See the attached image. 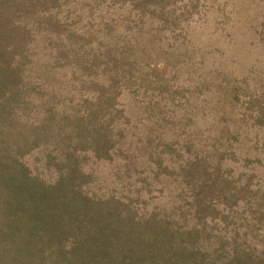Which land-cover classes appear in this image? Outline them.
Here are the masks:
<instances>
[{"label":"trees","instance_id":"1","mask_svg":"<svg viewBox=\"0 0 264 264\" xmlns=\"http://www.w3.org/2000/svg\"><path fill=\"white\" fill-rule=\"evenodd\" d=\"M64 1L67 3V0H0V264H262L264 252L251 239L248 240L253 244L251 248L231 242L229 245L236 247L229 249L220 241L217 247L224 255L219 252L217 257L207 256L196 246L200 241L192 235L206 231L207 226L212 233L211 225L204 221L201 227L176 225L175 215L164 203L160 202L164 209L143 205L142 200L149 192L176 191L175 196L190 200L200 197L194 207L196 213L201 200L235 199L236 194L243 189L249 191L250 186L246 182L236 190L223 175L220 161L212 169L206 161L198 163L195 157L184 165L174 166L158 153L154 160L146 158L139 165L120 162L116 158L120 150L112 145L108 133L110 123L106 113L123 110L118 99L121 91L114 87L120 78H126L129 86L134 76L143 74V68L137 64L144 51L123 37L113 36L112 43L100 38L98 45L103 50L92 53L88 47L97 34L77 31L68 14L62 19L58 13L67 5ZM142 17L143 13L139 16L141 25ZM104 23L109 33L113 25ZM38 36L48 43H65L55 52L50 49V58L59 67H67L71 74L78 73L80 77L84 74L82 86L88 89L96 86L83 100L84 109L71 106L57 110V91L48 92L46 84L31 76L30 57ZM84 46L86 52L80 50ZM99 55H105L106 64L109 61L114 64L103 70L109 73V83L99 81L90 71ZM224 60L220 63L222 67L228 64ZM153 67L150 69L158 80L175 82L169 83L172 89H166L169 87L162 83L166 93L186 98L184 92L190 86L179 85V81L191 80L193 76L187 72L182 77L179 69L164 76L166 71ZM263 71H256L254 77L250 73H241L240 77L224 71L222 78L226 82L236 80V84L245 88L247 79L261 78L256 75ZM35 80L41 86L37 89L38 94L42 92L40 97L32 93ZM192 86L198 89V85ZM260 86L263 90L259 96H264V84ZM229 93L245 95L238 86ZM257 97L249 101L256 102ZM37 99L44 108L34 114L33 106L39 109ZM252 123L264 125V107L258 109ZM28 158H33L32 166ZM88 160L108 163L111 172L101 174L87 165ZM257 165L252 167L251 176L264 173ZM137 166L144 168L146 175L131 181L126 173ZM45 170L50 178L41 175ZM165 172L173 175L170 180L174 187L163 180ZM138 184L140 187H136Z\"/></svg>","mask_w":264,"mask_h":264},{"label":"rangeland","instance_id":"2","mask_svg":"<svg viewBox=\"0 0 264 264\" xmlns=\"http://www.w3.org/2000/svg\"><path fill=\"white\" fill-rule=\"evenodd\" d=\"M62 3L67 4L58 13L62 19L68 14L77 31L97 34L88 47L92 53L103 50L98 45L100 38L112 43L113 36L123 37L144 51L137 64L143 68V74L134 76V82L129 86L126 78H120L114 87L117 92L121 91L118 99L123 110L107 111L109 113L105 115L110 123L111 143L120 150L116 155L120 162L139 165L146 158L154 160L158 153L174 166L184 165L195 157L198 163L206 161L212 169L220 161L222 173L230 185L236 186V190L246 182L250 186L249 191L243 189L235 199L201 200L196 213L194 207L200 197L190 200L175 196L176 191L171 194L169 191L163 194L158 190L149 192L142 200L143 205L163 208L160 202L164 203L175 215L173 222H177L176 225L201 227L203 221L211 225L212 233L207 226L206 231L192 235L200 241L196 246L207 256L217 257L219 252L224 255L217 247L220 241L225 248L231 249L236 247L229 245L231 242L250 247L253 245L249 243L251 239L257 242V249L264 252V173L251 176L257 161L263 163L257 165L258 169H264V125L252 123L258 109L264 107V96H259L264 73L257 74L261 77L257 80L247 79L245 88L243 84H236V80L226 82L222 78L224 71H232L240 77L241 73H250L254 77L256 71L264 70V0H67ZM141 12L144 15L142 25ZM106 21L113 25L109 33L104 29ZM55 35L53 33V38ZM57 38L61 39L60 36ZM42 41L38 36L33 45L31 76L46 84L48 92L57 91V110L71 106L84 109L83 100L96 86L91 89L82 86L84 74L81 77L78 73L71 74L65 69L67 67H59L50 58V49L55 52L65 43ZM80 50L86 52V46ZM112 57L121 61L117 55ZM223 59L228 63L225 67L220 66ZM110 63L106 64L105 55H99L90 71L99 81L109 83V73L103 70L114 66ZM152 66L160 72L166 71L164 76L176 69L181 71L182 77L187 72L193 76V80L179 81V85L190 86L184 92L186 98L166 93L162 86L165 81L157 79L155 71L150 69ZM34 82L32 93L40 97L42 92L38 94L37 89L41 86L38 80ZM169 83L175 82H165V88L169 87L166 89H172ZM194 84L198 89L193 88ZM236 86L245 95L230 94L229 90ZM255 96H258L257 101L250 102L249 99ZM35 102L39 109L33 106L32 112L37 114L44 107L38 105V99ZM156 105L158 108H154ZM28 162L32 166L33 158H28ZM86 163L103 175L112 169L108 163L98 164L91 160ZM143 170L137 166L126 174L134 181L135 177L146 175ZM41 175L51 176L46 170ZM164 176L163 180L174 187L170 180L173 175L165 172Z\"/></svg>","mask_w":264,"mask_h":264}]
</instances>
